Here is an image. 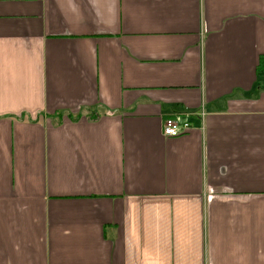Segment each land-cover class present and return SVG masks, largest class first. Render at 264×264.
I'll list each match as a JSON object with an SVG mask.
<instances>
[{"label": "crops", "instance_id": "obj_1", "mask_svg": "<svg viewBox=\"0 0 264 264\" xmlns=\"http://www.w3.org/2000/svg\"><path fill=\"white\" fill-rule=\"evenodd\" d=\"M0 264H264V0H0Z\"/></svg>", "mask_w": 264, "mask_h": 264}, {"label": "built area", "instance_id": "obj_2", "mask_svg": "<svg viewBox=\"0 0 264 264\" xmlns=\"http://www.w3.org/2000/svg\"><path fill=\"white\" fill-rule=\"evenodd\" d=\"M200 115L202 118L205 116L204 112H201ZM188 127V123L180 122L175 117H169L163 121L162 134L167 137H175L184 133Z\"/></svg>", "mask_w": 264, "mask_h": 264}]
</instances>
